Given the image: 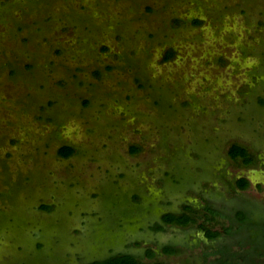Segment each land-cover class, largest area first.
<instances>
[{
  "label": "rangeland",
  "instance_id": "obj_1",
  "mask_svg": "<svg viewBox=\"0 0 264 264\" xmlns=\"http://www.w3.org/2000/svg\"><path fill=\"white\" fill-rule=\"evenodd\" d=\"M119 252L264 264V0H0V264Z\"/></svg>",
  "mask_w": 264,
  "mask_h": 264
},
{
  "label": "trees",
  "instance_id": "obj_2",
  "mask_svg": "<svg viewBox=\"0 0 264 264\" xmlns=\"http://www.w3.org/2000/svg\"><path fill=\"white\" fill-rule=\"evenodd\" d=\"M168 56H170V53H166V57ZM135 149L136 147H132V150ZM73 151H74V147L70 144H63L58 148L59 154L65 157L71 155ZM228 153L232 158L241 157L242 161L245 164H249L253 160L247 150V147L235 142L229 146ZM248 183H249L248 179L244 176H241L237 179V186H239L240 188L246 187ZM193 211L194 210L190 204H185L184 211H182L181 213L166 212L162 215L161 221H157L153 226L156 227L157 229H162L167 223H177L181 225H186L194 220ZM206 211L208 214H210L207 215L209 219L213 217L214 212H218L217 209L211 206H206ZM198 226L200 229L204 231L205 235L209 239H215L221 233V230L213 228V225L209 223L200 222ZM164 251L167 252L170 250L165 247ZM146 252L148 256H152L154 254V250L151 248H148ZM86 264H148V263L131 253L119 252L116 254H112L106 258L90 260Z\"/></svg>",
  "mask_w": 264,
  "mask_h": 264
}]
</instances>
